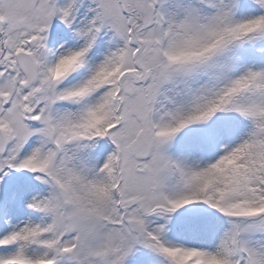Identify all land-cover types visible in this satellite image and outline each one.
Here are the masks:
<instances>
[{"label": "snow or ice", "instance_id": "snow-or-ice-1", "mask_svg": "<svg viewBox=\"0 0 264 264\" xmlns=\"http://www.w3.org/2000/svg\"><path fill=\"white\" fill-rule=\"evenodd\" d=\"M0 264H264V0H0Z\"/></svg>", "mask_w": 264, "mask_h": 264}]
</instances>
